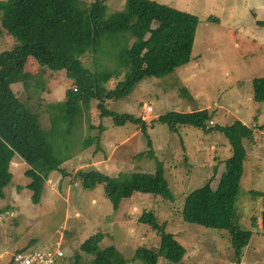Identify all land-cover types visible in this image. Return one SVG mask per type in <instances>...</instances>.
<instances>
[{
  "label": "rangeland",
  "instance_id": "1",
  "mask_svg": "<svg viewBox=\"0 0 264 264\" xmlns=\"http://www.w3.org/2000/svg\"><path fill=\"white\" fill-rule=\"evenodd\" d=\"M4 1V0H0ZM90 2L91 0H83ZM102 20L108 21L127 8L128 0H105ZM179 11L196 15L199 20L191 60L162 77L141 81L127 97L108 100L107 107L119 114L131 113L149 126L153 148L140 126L116 127L111 118H100L97 100L82 108L76 129L60 146L71 159L63 168L67 175L52 172L45 184L40 203L33 202V192L25 186L28 165L16 156L12 160L13 179L0 198V264H14L20 252L47 250L57 242L64 244L65 261L72 264L79 254L81 264L92 258L79 252L80 245L97 233L104 235L100 248L114 246L119 254L115 264H142L133 261L140 247L157 249L159 237L140 223L144 213L152 212L166 232L184 247L185 255L176 264H264V102L253 100L252 80L264 76V0H153ZM211 18L220 23L210 22ZM158 23L153 24L157 29ZM0 24V52L13 49L19 42L8 36ZM86 68L92 71L114 70L115 60L86 56ZM30 90L22 84L13 86L16 94L30 105L38 96L41 123L50 127L54 109L72 86L63 71L41 68L28 59ZM39 88H35V84ZM43 83V90H40ZM117 80L107 85L112 88ZM186 89V92L184 89ZM209 109L214 112L213 126H226L235 120L251 127L255 141L244 142L246 160L235 203V216L241 229L253 232L241 261L230 248L228 234L184 223L180 219L185 197L204 184L217 183L224 161L231 156L225 138L213 132L185 127L180 135L169 133L157 122L168 111ZM55 113H58L56 110ZM256 119V120H255ZM94 126V129H90ZM64 131L67 125L60 126ZM102 129L103 133H99ZM99 141L84 149L87 137ZM152 148V150H151ZM160 167L174 196V201L140 192L122 200L119 210L106 197L104 185L85 189L77 176L97 171L110 177L122 173H154ZM160 171V170H159ZM21 185V190L18 191ZM181 204V205H180ZM256 220L257 226H254ZM53 248V247H52ZM64 262V263H65ZM158 264H175L160 258Z\"/></svg>",
  "mask_w": 264,
  "mask_h": 264
},
{
  "label": "trees",
  "instance_id": "2",
  "mask_svg": "<svg viewBox=\"0 0 264 264\" xmlns=\"http://www.w3.org/2000/svg\"><path fill=\"white\" fill-rule=\"evenodd\" d=\"M127 3L124 13L103 21L105 0L0 1L1 28L19 42L13 49L0 52V198L5 195L4 188L12 182L11 164L16 156L28 165L25 175L30 181L25 187L33 192L32 199L36 204L40 203L52 172L67 175L63 165L71 157L67 152L63 154L60 146H66L67 137L76 129L82 108L89 109L92 100L98 101L96 107L100 118H111L116 127L140 126L148 145L153 148L146 121L131 113L119 114L109 109L107 101L123 99L144 79L162 78L187 64L191 60L200 20L196 15L153 0H128ZM155 22L159 24L157 29L153 28ZM210 22L220 23V20L211 18ZM86 56H104L115 60L117 67L92 71L85 67L83 59ZM29 58L41 68L63 71L66 79L72 81L64 99L48 106L55 110L48 129L41 123V99L35 96L34 106H31L33 97L24 100L13 89V86L22 84L30 90ZM113 79L117 83L112 88L107 84ZM35 88H39L38 83ZM43 88L40 83V90ZM252 91L255 102H264V76L253 78ZM214 115L206 108L168 111L159 115L157 122L166 125L171 134L180 135L182 129L191 127L205 134L220 133L228 142L231 156L224 161L217 183L210 181L190 192L182 203L179 216L184 223L227 233L230 248L240 262L253 232L238 225L235 203L247 155L244 142L252 143L255 132L239 120L226 126H213ZM62 123L67 125L65 131L60 127ZM99 133L103 130L100 129ZM94 141H99L98 136L96 139L87 137L84 149L90 148ZM77 176L85 189L92 190L103 184L105 195L115 210H119L122 200L136 192L174 201L160 167L154 173H122L110 177L89 171ZM261 218L264 234V211ZM140 223L156 232L160 241L157 249L138 248L133 256L134 262L158 264L159 259L164 258L176 264L182 260L184 247L174 235L166 232V225L159 224L152 212L144 213ZM254 226H257L256 220ZM103 240L102 233L92 235L80 245L79 252L93 257L92 264H115L119 251L114 246L100 248ZM72 264H81L79 254Z\"/></svg>",
  "mask_w": 264,
  "mask_h": 264
},
{
  "label": "built area",
  "instance_id": "3",
  "mask_svg": "<svg viewBox=\"0 0 264 264\" xmlns=\"http://www.w3.org/2000/svg\"><path fill=\"white\" fill-rule=\"evenodd\" d=\"M213 125V122H211ZM53 247V248H52ZM51 248L40 251L20 252L14 255V264H64V244L57 242Z\"/></svg>",
  "mask_w": 264,
  "mask_h": 264
},
{
  "label": "crops",
  "instance_id": "4",
  "mask_svg": "<svg viewBox=\"0 0 264 264\" xmlns=\"http://www.w3.org/2000/svg\"><path fill=\"white\" fill-rule=\"evenodd\" d=\"M255 137H256V135H255ZM255 141V140H254Z\"/></svg>",
  "mask_w": 264,
  "mask_h": 264
}]
</instances>
